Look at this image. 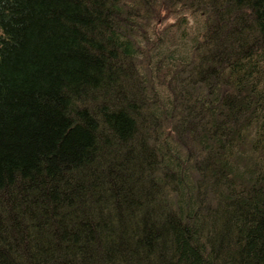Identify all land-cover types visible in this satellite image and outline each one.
I'll return each mask as SVG.
<instances>
[{
    "label": "trees",
    "instance_id": "16d2710c",
    "mask_svg": "<svg viewBox=\"0 0 264 264\" xmlns=\"http://www.w3.org/2000/svg\"><path fill=\"white\" fill-rule=\"evenodd\" d=\"M0 264H264V0H0Z\"/></svg>",
    "mask_w": 264,
    "mask_h": 264
}]
</instances>
